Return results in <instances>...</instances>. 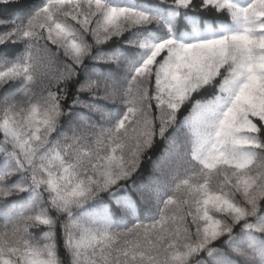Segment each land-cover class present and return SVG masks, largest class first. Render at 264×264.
<instances>
[{
  "label": "snow or ice",
  "instance_id": "snow-or-ice-1",
  "mask_svg": "<svg viewBox=\"0 0 264 264\" xmlns=\"http://www.w3.org/2000/svg\"><path fill=\"white\" fill-rule=\"evenodd\" d=\"M0 218V264H264V0H0Z\"/></svg>",
  "mask_w": 264,
  "mask_h": 264
},
{
  "label": "trees",
  "instance_id": "trees-1",
  "mask_svg": "<svg viewBox=\"0 0 264 264\" xmlns=\"http://www.w3.org/2000/svg\"><path fill=\"white\" fill-rule=\"evenodd\" d=\"M196 3L198 4L199 3V0H196ZM199 15H201L202 17H212V16H215L216 14L213 11L209 10L207 12H201V13H199ZM182 22L183 21L181 20V23ZM149 169H150V165L145 164V173L146 174H147V171ZM3 223H4L3 218H0V229H2ZM60 254H61V256H65V254L63 253L62 250H61V253ZM65 259H67L66 256H65Z\"/></svg>",
  "mask_w": 264,
  "mask_h": 264
}]
</instances>
